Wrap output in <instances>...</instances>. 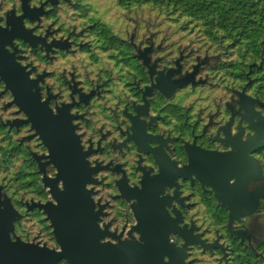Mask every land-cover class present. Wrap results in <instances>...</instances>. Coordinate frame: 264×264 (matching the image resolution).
Masks as SVG:
<instances>
[{
  "label": "flooded vegetation",
  "instance_id": "af4514ba",
  "mask_svg": "<svg viewBox=\"0 0 264 264\" xmlns=\"http://www.w3.org/2000/svg\"><path fill=\"white\" fill-rule=\"evenodd\" d=\"M142 5L0 0V124L25 177L19 207L39 223L34 204L73 201L92 239L107 248L117 238L133 264H154L140 239L157 218L180 264H264V95L245 80L264 60L225 62L239 89L195 84L188 69L216 60L167 55L152 39L164 32L156 15L134 18ZM0 185L12 199L11 184ZM47 234L25 241L56 249Z\"/></svg>",
  "mask_w": 264,
  "mask_h": 264
},
{
  "label": "water",
  "instance_id": "95a60500",
  "mask_svg": "<svg viewBox=\"0 0 264 264\" xmlns=\"http://www.w3.org/2000/svg\"><path fill=\"white\" fill-rule=\"evenodd\" d=\"M50 194L53 196L52 190ZM33 207L46 215L58 248L24 242L15 235L14 222L20 214L9 199H3L0 188V264H60L62 261L65 264H124L119 261L121 257L130 258L129 264H133L136 252L117 248V238H113L115 244L108 242L107 248L100 247L98 238L92 239L90 234L95 225L88 222V214L81 212L83 206L73 201H58V205L36 203ZM162 226L157 218L155 229L148 232L152 235L140 239L147 243V257L154 260V264H165V259L167 264H180L182 250L166 238L172 230L166 231Z\"/></svg>",
  "mask_w": 264,
  "mask_h": 264
},
{
  "label": "rangeland",
  "instance_id": "374dc122",
  "mask_svg": "<svg viewBox=\"0 0 264 264\" xmlns=\"http://www.w3.org/2000/svg\"><path fill=\"white\" fill-rule=\"evenodd\" d=\"M143 3L144 5H142L140 9L138 10L135 9V12L133 14L134 18L135 19L146 18L148 13H150L151 15L153 14L156 15L154 21L161 22V24H164V26L161 27V29H163L164 32L157 33L154 38L152 37V39H154V44L163 47V49L161 50L165 51L167 55H170V51L172 49H176L177 54L175 56L177 57L190 56L193 58V60H200L197 63L201 62L202 60L204 61L205 57L214 58L213 60H216L214 64H206V67H204L203 70L200 69L198 71H195V65L188 69L189 70L188 74L193 75L195 84H198V77L199 79H205L206 83L212 81H217V83H221L223 79L226 82L234 80V78L229 75L230 68H228L225 65V62L229 60L230 62L234 63L235 60H238V58H243V57H238V52L235 49H233L231 46H228L227 43L219 44L217 42L212 41L211 39L206 38L201 32V30L197 28L193 23L190 24V22H187L185 18H180V14H181L180 11L169 9L167 10L168 11L167 12L166 9H164L163 11L160 10L159 8L153 7L151 5V2L149 1H145ZM98 8H100L99 5ZM149 9H153V11H149ZM65 17L68 16L66 14H63V18ZM167 24H170L171 28H169ZM140 35H142V33H140ZM143 35H145V32H143ZM157 35L158 37L160 36L161 38L159 39ZM170 37H173L174 41H171ZM198 43L203 45L206 51ZM207 50L215 51L216 54L212 55ZM152 58L153 60H156V59H160L161 56L152 55ZM234 70L235 72L238 71L237 68H235ZM209 71H212V73ZM237 77H238L237 73H235V78L237 79ZM253 78L254 81L251 82L245 76V80L247 81L246 85H249L252 88V90H260L264 95V70L260 71L258 74H254ZM234 82L236 88L238 89L240 88L241 85H243L242 83L237 82L236 80H234ZM257 84H260V86L255 87ZM216 86L219 88L220 85L216 84L213 87L210 84H208L209 88H216ZM221 90L222 88L220 90H217L216 92ZM0 91H1V87H0ZM2 107H3L2 111L7 113L6 109L4 108V105ZM10 113H13V111H11ZM8 116L10 117L12 115L8 114ZM3 121L5 122L6 120ZM8 124L9 123H7L6 125ZM6 128L7 126H2L0 124V137L2 136V134L6 137L3 143L0 141V183H4V182H7V184L10 183L13 190L11 192L12 195V199H11L7 195L4 187L0 185L3 199L6 198L9 199L13 207L20 214V218L14 222L15 235L24 242H35L43 246L46 244H41L40 242H38L37 241L38 236L33 237L31 240L25 241V233L27 231L29 232V237H32L33 235L38 234V232L40 231V227L43 228V233L48 232L45 239L52 238L53 233L50 227V223H49V228L51 229V231L49 230L48 227H46L45 223L49 222L46 220V217L43 221L36 223L35 218L24 215L21 207H19L18 201L20 200V196H21V192L19 188L22 186L25 177L22 175L21 172L20 161L17 159H9L8 139H7V134L5 133ZM29 210L30 209H28V211ZM31 210H33V208ZM26 218L30 219L28 223H24L25 222L24 219ZM53 238L52 240H55ZM46 246L48 247L49 245L47 244ZM61 264H65V263L62 261Z\"/></svg>",
  "mask_w": 264,
  "mask_h": 264
},
{
  "label": "trees",
  "instance_id": "16d2710c",
  "mask_svg": "<svg viewBox=\"0 0 264 264\" xmlns=\"http://www.w3.org/2000/svg\"><path fill=\"white\" fill-rule=\"evenodd\" d=\"M140 1L160 10L180 11V18L193 23L206 38L227 43L238 57L264 60V0Z\"/></svg>",
  "mask_w": 264,
  "mask_h": 264
}]
</instances>
